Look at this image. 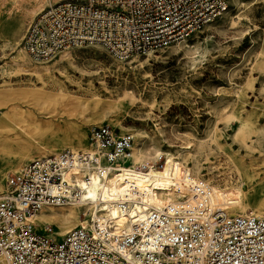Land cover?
Segmentation results:
<instances>
[{
  "label": "built area",
  "instance_id": "2783aa9c",
  "mask_svg": "<svg viewBox=\"0 0 264 264\" xmlns=\"http://www.w3.org/2000/svg\"><path fill=\"white\" fill-rule=\"evenodd\" d=\"M231 2L49 0L27 25L22 50L49 62L100 45L129 61L189 40ZM134 143L132 132L94 125L86 149L66 147L11 172L0 194V264H264V214L229 211L231 203L216 200L212 184L189 169L182 179L172 176L165 192L174 199L161 206H146L135 188L110 203L90 198L95 183L105 186L124 171L149 175L165 168L166 153L134 162ZM76 204L83 208L80 221L63 239L52 224L39 228L43 209Z\"/></svg>",
  "mask_w": 264,
  "mask_h": 264
},
{
  "label": "rangeland",
  "instance_id": "374dc122",
  "mask_svg": "<svg viewBox=\"0 0 264 264\" xmlns=\"http://www.w3.org/2000/svg\"><path fill=\"white\" fill-rule=\"evenodd\" d=\"M48 1L0 0V120L18 105L37 112L58 105L43 103L41 90L70 98L75 112L54 117L68 133L47 129L37 135L39 146L24 152L0 146V194L22 164L66 147L79 149L74 127L88 136L90 127L110 124L135 135L134 162L156 158L138 150L146 145L168 153L212 186L234 192L241 187L245 206L236 211L264 214V0H232L222 17L189 40L129 61L89 45L36 62L21 41ZM59 60L42 81L25 71ZM47 223L64 238L69 224Z\"/></svg>",
  "mask_w": 264,
  "mask_h": 264
},
{
  "label": "bare ground",
  "instance_id": "6f19581e",
  "mask_svg": "<svg viewBox=\"0 0 264 264\" xmlns=\"http://www.w3.org/2000/svg\"><path fill=\"white\" fill-rule=\"evenodd\" d=\"M63 56L64 55L61 57L63 58ZM59 64L61 65L60 60L53 67H44L42 70H40V68L25 71L30 74H37V76L42 81V78H44L43 75L46 74L48 76H52L55 73L52 69L57 68V65ZM37 94L41 95V101H43V103L56 102L58 105L53 106V109L48 110V112H37L33 109H25L20 105L14 107L5 117L2 118L3 120H0V146L9 145L24 152L31 149L34 145H38L39 141L37 140V135H43L45 132H47V129H60L59 131L68 133V127L64 128L65 126H60L59 124L54 123V117H58V115L63 111L67 112L68 114L75 112V108L71 107V105L68 103L70 98H66L62 95L49 94L43 90H41V92H37ZM72 130V135L78 140L79 147L86 149L88 147V136L84 134L79 127H74ZM63 143V141H58L56 145L62 146ZM138 150L150 157H156L159 153L157 149L152 147L149 148L147 145L144 148H138ZM166 154L168 161L165 168L161 171L152 170L149 175L124 171L117 175L116 178L111 181V183L105 186H98L96 185L97 183H95V185L90 188V198L96 201L98 195H100L99 197H102L103 200L107 201V203H110L114 198H118L116 196L133 194L132 188H135L137 196H142L144 201L147 202L145 204L146 206H148L149 203L161 206L172 201L174 199L173 191H165L171 190L172 176L175 175L178 180L182 179V174L186 171V169L183 167V163L181 161H175L174 158L169 157L170 154ZM213 188L216 200L229 201V203H231V205L228 207L229 211H232L231 208L233 209L245 206L242 203L244 202L242 201L244 194L241 187L235 192L230 190L223 191L219 189L220 187L217 188L215 186H213ZM108 207L110 213L113 216L118 215V211L115 206L108 205ZM137 208H140V206L137 205L136 207L132 208L131 213L134 214ZM82 209L83 208L80 204L73 205V207L63 210L51 208V210L46 211L43 209L37 215L36 221L40 224V228H43L46 222H55L60 225L69 224V227L66 229V233H69L79 223L81 212L83 211ZM72 218L77 220L72 222Z\"/></svg>",
  "mask_w": 264,
  "mask_h": 264
},
{
  "label": "crops",
  "instance_id": "0c3cea01",
  "mask_svg": "<svg viewBox=\"0 0 264 264\" xmlns=\"http://www.w3.org/2000/svg\"><path fill=\"white\" fill-rule=\"evenodd\" d=\"M37 13H38V12H37ZM37 13H36V14H37ZM36 14H35V15H36ZM35 15H34V16H35ZM34 16H33V17H34ZM33 17H32V18H33Z\"/></svg>",
  "mask_w": 264,
  "mask_h": 264
}]
</instances>
